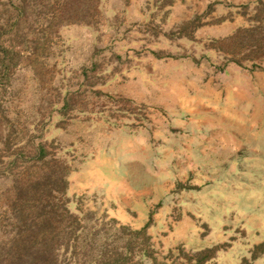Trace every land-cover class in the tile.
Listing matches in <instances>:
<instances>
[{"label":"rangeland","instance_id":"obj_1","mask_svg":"<svg viewBox=\"0 0 264 264\" xmlns=\"http://www.w3.org/2000/svg\"><path fill=\"white\" fill-rule=\"evenodd\" d=\"M264 264V0H0V264Z\"/></svg>","mask_w":264,"mask_h":264},{"label":"trees","instance_id":"obj_2","mask_svg":"<svg viewBox=\"0 0 264 264\" xmlns=\"http://www.w3.org/2000/svg\"><path fill=\"white\" fill-rule=\"evenodd\" d=\"M31 246H22L13 256H7L8 262L4 264H53L54 258L51 256L36 255L32 253Z\"/></svg>","mask_w":264,"mask_h":264}]
</instances>
